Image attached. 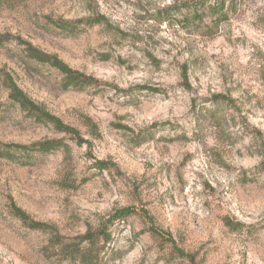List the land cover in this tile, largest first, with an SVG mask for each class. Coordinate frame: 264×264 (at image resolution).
<instances>
[{
  "label": "rangeland",
  "instance_id": "1",
  "mask_svg": "<svg viewBox=\"0 0 264 264\" xmlns=\"http://www.w3.org/2000/svg\"><path fill=\"white\" fill-rule=\"evenodd\" d=\"M44 141L0 155V264H264V0H0V148Z\"/></svg>",
  "mask_w": 264,
  "mask_h": 264
},
{
  "label": "trees",
  "instance_id": "2",
  "mask_svg": "<svg viewBox=\"0 0 264 264\" xmlns=\"http://www.w3.org/2000/svg\"><path fill=\"white\" fill-rule=\"evenodd\" d=\"M221 3L215 4L213 7L209 8L212 9L213 12L216 11L217 7H219ZM198 15H195L197 17ZM219 17H216V21L219 20ZM72 25V24H71ZM71 25H68V29H72ZM89 26H91V23H88ZM25 53L27 57L35 61L39 64L43 65H48L50 68L55 69L56 71L61 74L64 79L66 80L65 84L69 85H75L78 87L85 86V85H92L95 82H91L89 79L85 78L84 76H81L79 74L74 73L71 71L67 66H65L62 62H60L58 59L39 53L37 50L32 49L31 47L27 46L25 48ZM5 84L6 88L8 90V100L12 104H17L19 108L25 110L28 114L34 116V119L40 121L41 123H51L53 126L57 127L60 131H67L68 129L60 122H58L56 119L53 117L41 113L34 103H32L29 98L17 87L15 82L12 80L10 76H5ZM65 85V87H67ZM70 131V130H68ZM72 132V131H70ZM60 146L57 142L54 141H44L40 143H34L29 146H17V145H12V146H4L3 150L0 148V155L5 157L8 160L12 161H18L20 163H25L28 162L31 158L32 155L34 154H48L51 153L57 149H59ZM98 168H102V164L99 163ZM12 213L14 214L15 217L19 218L23 223L27 222L28 219L15 207H12ZM28 226L32 228H39L40 226L37 224H32L29 222ZM102 236L104 239H108L109 236L105 235L102 233ZM89 243L93 240L92 237L86 236L85 237Z\"/></svg>",
  "mask_w": 264,
  "mask_h": 264
}]
</instances>
